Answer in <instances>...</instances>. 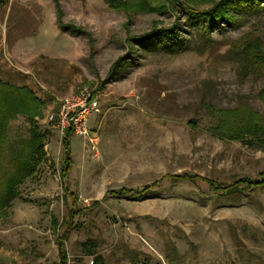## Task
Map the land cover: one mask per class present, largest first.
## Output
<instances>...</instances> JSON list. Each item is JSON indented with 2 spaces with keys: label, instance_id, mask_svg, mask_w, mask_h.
Listing matches in <instances>:
<instances>
[{
  "label": "rangeland",
  "instance_id": "rangeland-1",
  "mask_svg": "<svg viewBox=\"0 0 264 264\" xmlns=\"http://www.w3.org/2000/svg\"><path fill=\"white\" fill-rule=\"evenodd\" d=\"M217 1L0 6V77L44 102L31 123L19 115L9 124L10 139L26 137L30 126L42 134V155L0 218V264H60L57 239L69 225L67 264H90L89 250L103 264H264V186L228 197L201 180L166 178L141 196L107 194L167 174L228 184L264 170V142L225 140L211 129L219 109L243 104L264 124L257 96L264 70L246 66L236 49L251 37L264 45V0L210 25L185 7L205 10ZM82 87L99 91V112L87 122L96 141L71 134L73 163L61 180L63 136L46 115ZM65 188L80 209L72 223Z\"/></svg>",
  "mask_w": 264,
  "mask_h": 264
},
{
  "label": "trees",
  "instance_id": "trees-1",
  "mask_svg": "<svg viewBox=\"0 0 264 264\" xmlns=\"http://www.w3.org/2000/svg\"><path fill=\"white\" fill-rule=\"evenodd\" d=\"M9 0H0V6H4ZM254 0H219L209 9L197 10L185 6L189 13L202 19L207 25L225 20H233L234 14L230 10H253L258 5ZM206 29V26H203ZM163 35L169 37V31L164 29ZM240 56L246 66L264 70V45L256 38L241 40L236 44ZM99 88L103 86L100 82ZM257 96L264 101V85L258 91ZM44 102L39 99L33 90L26 85H17L0 77V218L6 216L11 202L20 196L18 186L26 178L30 177L37 164L41 160V139L42 134L37 133L34 127L28 128L26 137L16 139L9 138V124L19 115L25 116L31 123L35 116L41 114ZM245 110V111H243ZM234 120V121H232ZM218 137L225 140L237 139L246 145H255L264 142V124L257 111L252 110L247 104L239 105L235 108L219 109V118L215 126L211 128ZM71 130L68 129L61 139L62 164L60 166V179L63 180L72 167V156L70 149ZM174 181H204L208 188L221 196H234L242 192L264 186V170L256 178L248 176L238 177L228 184L217 182L211 178L202 177L197 174H167L137 188L119 187L107 191L114 197H137L150 192L160 181L164 179ZM65 196L71 199L68 210V220L72 223L74 216L80 210L78 208L77 196L67 190ZM72 225V224H71ZM69 227L65 228L58 236L59 263L67 264V257L64 249V241L67 238ZM91 242L90 240H88ZM87 241V242H88ZM94 246V243L92 242ZM92 255L90 264H103L101 255H94V251L89 250ZM131 264H136L131 259Z\"/></svg>",
  "mask_w": 264,
  "mask_h": 264
},
{
  "label": "built area",
  "instance_id": "built-area-1",
  "mask_svg": "<svg viewBox=\"0 0 264 264\" xmlns=\"http://www.w3.org/2000/svg\"><path fill=\"white\" fill-rule=\"evenodd\" d=\"M98 97L99 91L94 87H82L76 92L66 94L59 99L56 109L47 113L46 121L61 136L70 129L72 134L95 142V133L90 131L87 122L92 112H99Z\"/></svg>",
  "mask_w": 264,
  "mask_h": 264
}]
</instances>
